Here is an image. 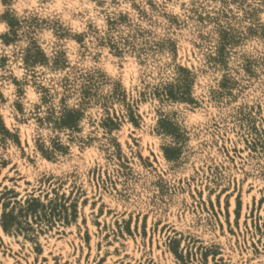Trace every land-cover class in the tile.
Masks as SVG:
<instances>
[{
	"label": "rangeland",
	"instance_id": "1",
	"mask_svg": "<svg viewBox=\"0 0 264 264\" xmlns=\"http://www.w3.org/2000/svg\"><path fill=\"white\" fill-rule=\"evenodd\" d=\"M0 264H264V0H0Z\"/></svg>",
	"mask_w": 264,
	"mask_h": 264
},
{
	"label": "trees",
	"instance_id": "2",
	"mask_svg": "<svg viewBox=\"0 0 264 264\" xmlns=\"http://www.w3.org/2000/svg\"><path fill=\"white\" fill-rule=\"evenodd\" d=\"M4 218H5V216H3V220H4ZM10 221H11V219L8 218V219H7V223H10Z\"/></svg>",
	"mask_w": 264,
	"mask_h": 264
}]
</instances>
